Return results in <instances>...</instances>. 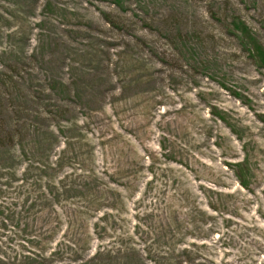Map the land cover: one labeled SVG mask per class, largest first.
Returning <instances> with one entry per match:
<instances>
[{
  "label": "rangeland",
  "instance_id": "obj_1",
  "mask_svg": "<svg viewBox=\"0 0 264 264\" xmlns=\"http://www.w3.org/2000/svg\"><path fill=\"white\" fill-rule=\"evenodd\" d=\"M264 0H0V264H264Z\"/></svg>",
  "mask_w": 264,
  "mask_h": 264
},
{
  "label": "trees",
  "instance_id": "obj_2",
  "mask_svg": "<svg viewBox=\"0 0 264 264\" xmlns=\"http://www.w3.org/2000/svg\"><path fill=\"white\" fill-rule=\"evenodd\" d=\"M235 28L239 31L241 37L247 40V43L249 44L251 52H255L257 54V57L259 61H261L262 64H264V49L260 48L259 44L256 42L254 35L252 32H250V28L244 23L243 21H236L234 22Z\"/></svg>",
  "mask_w": 264,
  "mask_h": 264
}]
</instances>
